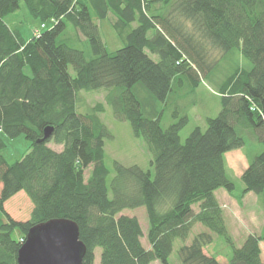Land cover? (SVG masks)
Instances as JSON below:
<instances>
[{
  "label": "trees",
  "instance_id": "obj_1",
  "mask_svg": "<svg viewBox=\"0 0 264 264\" xmlns=\"http://www.w3.org/2000/svg\"><path fill=\"white\" fill-rule=\"evenodd\" d=\"M21 2L44 26L29 40L6 23ZM107 18L123 42L114 52L107 51L97 24ZM200 39L221 58L238 50L251 67L222 81L217 115L181 142L189 109H182L179 96L186 95L185 105L193 108L199 74L212 71L197 48ZM136 86L172 107L174 121L163 128L162 112L153 105L144 115ZM100 89L104 103L79 113L80 93ZM105 105L143 139L153 175L115 161L107 182L104 142L111 133L99 117ZM46 127L53 131L40 142ZM18 135L30 149L8 164L3 136ZM245 135L259 152L240 176L241 194H255L264 208V0H0V264H17L28 230L53 219L78 226L82 264H94L97 248L99 264H169L175 240L182 242L181 264H219L203 252L212 234L231 248L229 264H264V235L249 234L236 247L214 195L218 189L233 193L225 154L244 148ZM21 191L33 207L27 220L16 221L4 204ZM137 208L145 210L149 249L141 243L138 219L121 214ZM196 223L205 232L187 244Z\"/></svg>",
  "mask_w": 264,
  "mask_h": 264
},
{
  "label": "rangeland",
  "instance_id": "obj_2",
  "mask_svg": "<svg viewBox=\"0 0 264 264\" xmlns=\"http://www.w3.org/2000/svg\"><path fill=\"white\" fill-rule=\"evenodd\" d=\"M6 23L13 30L19 31L24 40H29L31 37H34L35 34L44 27L40 25L41 23L38 19H34L29 15L23 2L20 3V7L16 13L6 18ZM97 24L101 39L108 52H114L123 46V42L117 37L111 27V19L107 18L98 21ZM45 25L46 27H49V23H46ZM69 32H71L72 35V31ZM82 42L83 44L81 45V48L85 51V54L88 57L90 53L89 48L84 43L83 39ZM198 47L202 49L201 54L206 61V65L212 66V71L208 75L199 74L200 78L198 85L195 87V91L190 97V99H196V103L193 108L188 111V124L180 131L181 142H184L185 138L193 128L201 126L203 130L205 129V119H203V115L205 113H207V115L210 114L216 106H220V95L218 91L222 81L234 73L236 69L247 70L251 67V64L245 60L236 49L221 58V52L214 48L207 40L200 39V42L197 44V48ZM149 56L154 61L157 60L155 55L149 54ZM68 72L70 75L74 76L71 66L68 67ZM134 93L137 95V98L141 103L142 111L145 113L144 115L149 114L151 106L153 105L156 107L157 111L162 112L160 124L163 128H166L174 121L172 118L174 109L172 107L167 106L166 103L158 102L140 86L135 87ZM105 94L106 91L104 89L81 92L78 98L77 111L79 113H85L87 109L92 107L95 103H104ZM183 103L185 104V101ZM216 115L217 113L213 114V117ZM99 117L111 133V138L106 139L104 142V164L109 170L107 182L109 183L113 177V163L115 161L124 166L137 165L153 175L154 169L150 163L152 158L151 154L143 139L133 135L129 123L116 119L111 108L106 105L104 112L100 114ZM3 140L5 142V147L1 151V154L8 164H13L21 159L30 149V142L27 141L23 135H18L12 139L3 136ZM244 140L245 148L247 150H256L258 148L257 143H255L250 136L245 135ZM48 146L55 151H60L62 148L53 143L48 144ZM90 170L91 166L84 171L85 179L88 177ZM227 175L234 183L235 189L230 199L228 198L227 201H225V199H223L224 201L221 200V209L223 207L222 214L224 223L227 232L231 237L232 243L236 247H239L245 237L249 234L264 235V208L259 199L258 202L255 203L254 201L246 199L244 197L245 195L241 194L243 185L239 177L234 176L228 170ZM236 175H238V173H236ZM32 207V203L22 191L15 194L4 204L5 211L16 221L27 220L30 217ZM193 209L196 211L197 207L193 206ZM121 214L135 216L138 219L143 231L141 243L144 248L149 249L145 237L148 224L144 208L124 210ZM200 232H205L204 228L196 223L185 243L189 244L192 236ZM212 237V243L204 247L203 252L208 256L214 257L219 264H229L231 248L224 242L223 238L214 234H212ZM181 245V241H174L173 250L168 258L169 264H181L177 255V250ZM260 249L261 259L264 263V242L261 243ZM99 256L100 249L97 248L95 251L94 264H99ZM151 264L160 263L155 261Z\"/></svg>",
  "mask_w": 264,
  "mask_h": 264
},
{
  "label": "water",
  "instance_id": "obj_3",
  "mask_svg": "<svg viewBox=\"0 0 264 264\" xmlns=\"http://www.w3.org/2000/svg\"><path fill=\"white\" fill-rule=\"evenodd\" d=\"M52 127L43 131V142ZM85 246L78 226L67 219H53L31 227L17 251V264H82Z\"/></svg>",
  "mask_w": 264,
  "mask_h": 264
},
{
  "label": "crops",
  "instance_id": "obj_4",
  "mask_svg": "<svg viewBox=\"0 0 264 264\" xmlns=\"http://www.w3.org/2000/svg\"><path fill=\"white\" fill-rule=\"evenodd\" d=\"M185 97H186V95L180 94V96H179L180 106L182 107V109L184 108V110H186L187 108L190 110V109H192V107L189 108V106L187 107L183 103L184 102L183 98L186 99ZM186 100H185V103L187 104ZM219 110H220V106L219 107L216 106L214 108V110H212L210 112V114L207 115V113H205L203 115V119H205L206 117H213V114L218 113ZM199 127H201V126H199ZM258 152H259V147L256 150H252V149L247 150L244 147L241 149H237V150L227 152L225 154V161H226V165H227V170L230 171L234 176L240 178L243 171L247 168L250 158L253 157L255 154H257ZM238 163H241V164H238ZM236 173H238V175H236ZM0 189H1V184H0ZM214 195L216 197L217 202L219 203V205L221 207L222 206L221 200L224 201L223 199H225V201H227L228 198L230 199V197L233 195V193H228L224 189H218L214 192ZM244 197L248 200L254 201L255 203L258 202L257 196L251 192L246 193ZM243 203H244V201H243ZM222 210H223V207H222ZM259 235H261V234H259ZM260 245H261V243H260Z\"/></svg>",
  "mask_w": 264,
  "mask_h": 264
},
{
  "label": "built area",
  "instance_id": "obj_5",
  "mask_svg": "<svg viewBox=\"0 0 264 264\" xmlns=\"http://www.w3.org/2000/svg\"><path fill=\"white\" fill-rule=\"evenodd\" d=\"M38 35H39V33H36V34H35V36H38Z\"/></svg>",
  "mask_w": 264,
  "mask_h": 264
}]
</instances>
